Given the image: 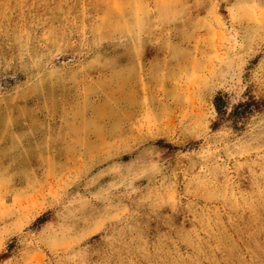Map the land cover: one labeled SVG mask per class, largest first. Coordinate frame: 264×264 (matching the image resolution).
Returning <instances> with one entry per match:
<instances>
[{"label": "rangeland", "instance_id": "rangeland-1", "mask_svg": "<svg viewBox=\"0 0 264 264\" xmlns=\"http://www.w3.org/2000/svg\"><path fill=\"white\" fill-rule=\"evenodd\" d=\"M0 264H264V0H0Z\"/></svg>", "mask_w": 264, "mask_h": 264}, {"label": "trees", "instance_id": "trees-1", "mask_svg": "<svg viewBox=\"0 0 264 264\" xmlns=\"http://www.w3.org/2000/svg\"><path fill=\"white\" fill-rule=\"evenodd\" d=\"M222 103H223V100L221 99V97H220V96L217 97V98H216L215 107H216V109H217L218 111L221 110V105H222ZM239 106H241V105H239Z\"/></svg>", "mask_w": 264, "mask_h": 264}]
</instances>
